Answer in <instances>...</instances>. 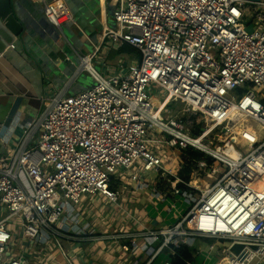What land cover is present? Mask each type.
Instances as JSON below:
<instances>
[{
  "label": "built area",
  "instance_id": "2783aa9c",
  "mask_svg": "<svg viewBox=\"0 0 264 264\" xmlns=\"http://www.w3.org/2000/svg\"><path fill=\"white\" fill-rule=\"evenodd\" d=\"M38 1L50 24L77 27L65 0ZM111 1L101 0L97 40L82 33L91 51L77 54L76 74L94 84L39 98L16 147L0 151V264H47L51 239L108 238L91 233L81 204L99 221L96 202L119 207L117 184L144 189L151 174L163 188L156 204L181 195L188 208L161 229L116 233L144 238L147 264L171 245L190 248L197 239L226 244L214 264L223 255L226 264H264V133L247 148L232 136H213L230 121L251 120L264 130V0H117L113 27ZM116 43L134 48L139 60L113 74L98 70L94 61L105 65L100 58ZM154 88L165 93L159 102ZM172 102L205 117L200 134L171 115ZM185 148L211 159L195 161L187 182L177 174ZM192 217L208 219L209 230L186 229ZM235 244L244 246L238 254L230 250ZM121 248L129 252L127 244ZM214 250L215 242L208 255Z\"/></svg>",
  "mask_w": 264,
  "mask_h": 264
},
{
  "label": "crops",
  "instance_id": "0c3cea01",
  "mask_svg": "<svg viewBox=\"0 0 264 264\" xmlns=\"http://www.w3.org/2000/svg\"><path fill=\"white\" fill-rule=\"evenodd\" d=\"M94 6L96 8V15L91 16L93 20L97 23V27L91 26L89 24L90 34H86L89 39L96 41L100 29H98L101 17L97 11H100L101 0H95ZM109 9V3L107 4ZM77 28V27H76ZM82 35V34H81ZM85 35L81 36V41L83 44L81 51L79 47L71 44L67 38H65L66 43L57 46L59 42L48 43L44 50L42 49V55H40L44 65V68H49L45 72H38L37 66L33 63L26 61L21 55L17 56V60L13 62H0V151L6 152L7 149L13 150L18 144L23 128L27 122H29L34 115L38 114L40 109L39 98L45 96H53L58 94L62 90H66V94H74L90 86V83L82 78L81 74H76V69L79 66V60L76 61L77 54H87L91 51V45L87 41ZM87 45H86V44ZM124 43H120L118 47H114V52L120 54L119 57L122 58L123 66L128 67L130 64L139 60V57L130 61L125 59L124 52H120L119 49ZM67 49H64V48ZM66 50V52H65ZM112 48L109 51L103 53V57L100 60H107ZM109 52V53H108ZM67 58L69 61H67ZM58 60V61H57ZM67 63H65L66 61ZM65 61V62H64ZM101 69L105 73L109 74L115 70L112 65H106L104 62ZM113 67V68H112ZM53 69V71H50ZM150 189L155 190V193H151L142 188L141 192L138 194L135 190L124 191L121 194L119 207L113 208L111 205L104 208L107 212L105 216L106 220H103V231H99L98 226L95 225L96 218L94 213L89 210L84 212V217L92 222L91 233L96 234L105 232L108 238L101 240L95 237L91 240H71V239H56L54 242L49 243L47 264H147L150 258V253L148 251V244L145 242L144 238L132 237L129 239L119 238L117 239V234L122 231L123 233H136V228L140 230L143 229H161L169 225L168 217L164 215L165 207L171 206V210H167L169 214H173L174 220L179 217V212H183L182 209L174 210L172 200H166L164 203L156 204L155 194L160 190L159 184H157L156 177L151 174L150 177ZM164 185V184H163ZM131 188V187H129ZM136 201V211L141 215L147 222L143 226L140 224V219H132L128 221L123 216H127V212L124 215L126 209L128 210L129 204H124L127 202ZM100 202V201H99ZM97 202V203H99ZM96 204V203H95ZM177 204V203H175ZM102 203H100V206ZM106 205V204H105ZM124 205V206H123ZM98 208H100L97 205ZM95 205V208H98ZM106 215V214H105ZM82 216V217H83ZM111 219V224L110 221ZM113 219V221H112ZM100 221V220H99ZM102 222V221H101ZM109 223V225H105ZM113 227L114 230L108 231V228ZM74 234V232H70ZM200 242L198 239L195 240ZM133 242V244H132ZM123 244H127L129 248L133 245V249H129V252H124L121 248ZM132 244V245H131ZM195 244V242H194ZM144 246H147V250L144 251ZM42 251L43 247L40 246ZM171 250V249H169ZM38 254L39 257L43 255V252ZM160 259V260H159ZM170 259V253L165 250V252L160 255L156 260L150 264H162L165 260ZM159 262V263H158Z\"/></svg>",
  "mask_w": 264,
  "mask_h": 264
},
{
  "label": "rangeland",
  "instance_id": "374dc122",
  "mask_svg": "<svg viewBox=\"0 0 264 264\" xmlns=\"http://www.w3.org/2000/svg\"><path fill=\"white\" fill-rule=\"evenodd\" d=\"M94 1L95 0H87L86 1L87 4L90 2V4H89L90 9L93 8ZM116 5H117V0H112L109 3V9H108V24L110 26H112V27L114 26L113 10L115 9ZM62 26H65L64 27V34L69 39V41L72 42L71 44L76 45L82 51L83 50L82 46H83L84 43H82V41H81V38H82L81 36L82 35L79 33V31L77 30V28L75 26H73L72 24H69V23L63 24ZM65 36L60 35V40H59V43L57 44V46H60L61 44H64L65 45V43H66ZM70 38H72V40H70ZM119 44L120 43H116V44H114V45L111 46V48H112L111 53L109 54L107 60L105 61L107 66L108 65H112L113 67H115V70L113 72L109 73V74H113V73L117 72L119 66H123L122 64H120V65L118 64L119 62H123L122 61V58L119 57L120 54H117L113 50L114 47H118ZM64 49H67V48L65 47ZM65 52H66V50H65ZM124 55H125V59L128 60V61L133 60V59H136V58L139 57V53L136 50L124 52ZM74 59L76 61H78L77 58H74ZM129 63H131V61ZM94 64H95V66H96V68L98 70H100L103 67V63L101 61H94ZM85 76H87L86 79H85ZM81 77L84 78L85 81H87L91 85L94 84V82L92 81V79L90 80V77L86 73H83V75ZM150 94H151V96H155L157 98L158 102L165 95V93L163 92V90L160 89V88L159 89L158 88L152 89L150 91ZM168 108L170 109L171 115L173 117H175L176 119H178L179 122L184 127H186L190 132L196 130L198 128V125H200V127L202 128V127H204L207 124V122L205 121V117L203 115L196 114V113H189V112L185 111V105L182 104V103H180V102H172V103H170L168 105ZM34 117H35V115H34ZM240 122L243 123L242 126H239ZM224 126L225 127L228 126L229 127L228 128L229 131L225 132ZM257 126H258V124L252 122L251 120H246V121L245 120H240L239 123L238 122L237 123L231 122L229 125L226 124V125H223L222 127L218 128V129H216L214 131V133H213V136L218 137V138L221 137V136L222 137H226V133L229 136L230 135H232V136L235 135L237 137V141L240 143V145L243 148H247V146L250 143L253 142V141L250 142V137H248V132H249V130L250 131H253L254 130L256 132V134H258V131L256 130V127ZM232 133H234V134H232ZM209 181L212 182L211 179ZM149 185H150V183L144 188V190H146L147 192L150 193V195H152L151 194L152 193V190L150 189ZM117 186H118L119 190H123V192L124 191H129V192L132 191L131 190L132 188H129V187L124 188V187H122L123 185H121V183H118ZM134 190L138 194L139 192H141L142 189H138V190L134 189ZM184 201H185V199L181 195L177 196L173 200V202L177 203L175 205L176 208L174 210H176V211L178 210V212H179L180 211L179 209H182V211L184 213L187 210V208H188L184 204ZM135 202L136 201L124 203L125 205L126 204H129V205H128V210L126 209V211L124 212V215H127V214L128 215L127 216H123V217H125L126 219L128 217L129 218L128 221L129 220H132V219H136V220L140 219L141 220L140 221V224L143 223V226L144 225L145 226H150L149 224L148 225L145 224V222H147V220H145L136 211L137 207H136V203ZM100 203H102L101 206H100ZM120 204H122V203H120ZM95 205H96V207H97V205L100 207V208L97 207L98 210H99L98 213L104 219L105 216H107V212L104 210V208L108 207L109 204H107V203H105L103 201V202H99V203L96 202ZM81 207L85 209V212H88L92 208L91 205H88V203H82L81 204ZM168 207L169 206H166L165 207V211L166 212H164V215L166 217H168L169 223L172 224V223L175 222V220H174L173 214L167 213L168 212L167 210L169 209ZM126 212H127V214H125ZM183 213L182 212H179V214H180L179 216L181 217L183 215ZM3 215H4V213H3ZM102 218H100V221L96 220V218H93V219L96 220L95 225L98 226V228H99L98 230L99 231H103L104 230L103 224H102L104 222H103V219ZM105 220H106V218H105ZM108 221H110V224L112 223L111 222V219H109ZM112 221H113V219H112ZM192 222H193L192 220H189L188 221V224L190 226H193V223ZM105 225L107 226V225H109V223L108 224L105 223ZM196 225L199 227V229H203V230H209V228H210L209 224L206 223V222H203V221H195L194 222V226H196ZM92 229H94V228H92ZM111 230H114V228L110 226V228H108V231H111ZM135 231L138 232L139 231V228L138 229L136 228ZM103 234H105V232H102V233L96 232V234H94V235L100 236V235H103ZM198 240L200 242L196 241L195 244L190 247V250H191V252L193 254L195 253L196 250L203 249V251H201L196 256V258L193 260V262L195 264H203V263L204 264H214L217 261V258H216L217 257V254L218 253H221L222 251H224L223 248H225L226 244L225 243H222V242H219V241H215L214 239H198ZM51 241L54 242L53 239H51ZM190 241L192 242V240H190ZM214 242H215V250L211 253V255H208V248H209L210 244L211 243H214ZM132 244H133V242H132ZM131 248L133 249V245L131 246ZM131 248H129V249H131ZM143 249H144V251H146L147 250V246H144ZM225 260H226V258L223 257V260L222 261H225ZM162 264H164V263H162Z\"/></svg>",
  "mask_w": 264,
  "mask_h": 264
},
{
  "label": "water",
  "instance_id": "95a60500",
  "mask_svg": "<svg viewBox=\"0 0 264 264\" xmlns=\"http://www.w3.org/2000/svg\"><path fill=\"white\" fill-rule=\"evenodd\" d=\"M65 1L73 12L79 33L90 34L89 24L97 27V23L91 18L97 14L95 6L90 9V2L87 4V0ZM97 12L102 15L101 8ZM65 26L56 28L50 24L45 17L43 5L38 0H0V62L16 61L17 56L21 55L27 62L35 64L38 72L40 69H45V72L49 68H44L45 64L40 57L42 49L48 43L59 42L60 35L65 36ZM98 29L101 30V22ZM67 40L69 41L68 38ZM243 247L242 244H235L230 250L238 254Z\"/></svg>",
  "mask_w": 264,
  "mask_h": 264
},
{
  "label": "trees",
  "instance_id": "16d2710c",
  "mask_svg": "<svg viewBox=\"0 0 264 264\" xmlns=\"http://www.w3.org/2000/svg\"><path fill=\"white\" fill-rule=\"evenodd\" d=\"M135 50L131 46H128L127 44H124L119 49L120 52L123 51H132ZM200 125H198V128L191 132L193 135L200 134ZM206 159L207 161L211 162V159L207 158L203 153L200 151L194 150L192 148H185L181 151V167L179 168L177 174L178 176L185 182H187L190 179V174L193 171V164L197 160ZM181 190H186L187 187L184 184L178 185ZM114 186H111L113 188ZM160 190L162 188V184H159ZM171 250L166 249L170 253V261L171 264H187L188 262H193L195 259L196 251L193 254L188 247V245L182 244L179 246L171 245Z\"/></svg>",
  "mask_w": 264,
  "mask_h": 264
},
{
  "label": "bare ground",
  "instance_id": "6f19581e",
  "mask_svg": "<svg viewBox=\"0 0 264 264\" xmlns=\"http://www.w3.org/2000/svg\"><path fill=\"white\" fill-rule=\"evenodd\" d=\"M232 121H230V123H231ZM239 122V121H238ZM230 123H227V125H229ZM243 125V123H241L240 122V124H239V126H242ZM229 127L228 126H226L225 128H224V130H226V129H228ZM256 130L258 131V134H256V132L253 130V131H250L249 130V132H248V137H250V142H252V141H254L255 139H258L259 137H261L262 136V134L264 133V130H263V127L262 126H260V125H258L257 127H256ZM226 132V131H225ZM232 134H234V133H232ZM228 134L226 133V137H219L218 138V140L219 141H225L226 139H227V137H229V135L227 136ZM230 136H232V135H230ZM232 140H234V141H237V137L234 135V136H232ZM251 144V143H250ZM191 184L192 185H198V180L195 178V177H192L191 178ZM175 203H173V207H174V209L176 208L175 207ZM189 220H192L193 222V226H190L189 224H188V221ZM188 221H187V223H186V225H185V228L186 229H194V230H203V229H199V227L196 225V226H194V222L195 221H203V222H206V223H208L209 224V226H210V221L208 220V219H205V218H199V217H192V218H190ZM196 242V241H195ZM194 245V244H193ZM223 257L224 258H226V260L225 261H221V262H219V263H217V264H226V262L228 261V257L226 256V255H223Z\"/></svg>",
  "mask_w": 264,
  "mask_h": 264
}]
</instances>
